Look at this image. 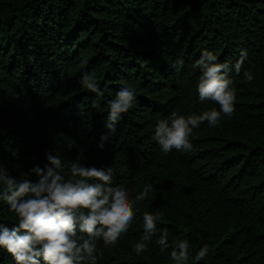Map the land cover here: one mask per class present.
Here are the masks:
<instances>
[{
    "label": "trees",
    "instance_id": "trees-1",
    "mask_svg": "<svg viewBox=\"0 0 264 264\" xmlns=\"http://www.w3.org/2000/svg\"><path fill=\"white\" fill-rule=\"evenodd\" d=\"M205 49L230 68L247 51L241 74L229 72L235 112L195 129L191 151L165 154L157 120L219 108L196 88ZM84 72L95 73L100 95L79 83ZM127 85L132 107L99 148L107 102ZM50 150L68 161L82 150L81 163L113 167L132 200L152 185L128 233L114 246L98 242L97 264H174L181 239L187 264L204 244L199 264H264V0H0V164L36 182L30 169ZM146 211L161 213L157 234L167 228L170 247L161 252L154 236L137 256ZM0 223H16L2 201ZM0 264L15 261L0 249Z\"/></svg>",
    "mask_w": 264,
    "mask_h": 264
},
{
    "label": "clouds",
    "instance_id": "clouds-1",
    "mask_svg": "<svg viewBox=\"0 0 264 264\" xmlns=\"http://www.w3.org/2000/svg\"><path fill=\"white\" fill-rule=\"evenodd\" d=\"M246 58L247 51L242 49L240 59L230 68L227 63L218 62L212 51L201 52L193 65L200 71L196 85L199 100L211 101L219 108L187 116L173 110L157 120L154 139L163 153L191 151L190 137L195 129L205 121L215 127L222 116L230 118L234 114L236 90L229 72L234 70L239 76ZM243 79L251 83L253 72L245 69ZM79 83L90 92L101 94L94 72H84ZM134 100V90L127 85L107 102L108 131L101 135L99 148L116 133L121 115L128 112ZM92 107L102 111L100 104ZM81 156L82 150L77 159L68 161L55 150L46 151L43 167L35 165L30 169V174L38 177L36 182L19 179L0 164V201L16 218L11 227L0 223V249L11 255L15 264H97L98 255H102L98 242L102 241L104 247L114 246L128 233L135 217L134 206L147 198L152 185L146 184L132 200L124 185L113 183V167L89 166L80 162ZM161 218L160 212L143 213V235L132 246L137 256L149 250L154 236L161 252L170 247L167 228L157 234V221ZM209 250L210 245L204 244L194 255L195 264L204 260ZM190 255L187 240L181 239L171 247L174 264H187Z\"/></svg>",
    "mask_w": 264,
    "mask_h": 264
}]
</instances>
